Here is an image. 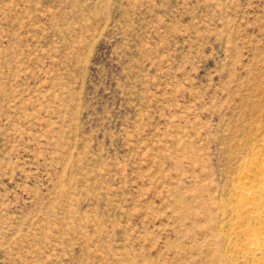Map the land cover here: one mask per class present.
<instances>
[{"label":"rangeland","instance_id":"obj_1","mask_svg":"<svg viewBox=\"0 0 264 264\" xmlns=\"http://www.w3.org/2000/svg\"><path fill=\"white\" fill-rule=\"evenodd\" d=\"M245 164L264 0H0V264H252Z\"/></svg>","mask_w":264,"mask_h":264},{"label":"bare ground","instance_id":"obj_2","mask_svg":"<svg viewBox=\"0 0 264 264\" xmlns=\"http://www.w3.org/2000/svg\"><path fill=\"white\" fill-rule=\"evenodd\" d=\"M255 173L259 175V184L255 188H251L247 179ZM240 178L242 180L234 186L238 204L232 209L235 218L231 220L229 226L232 233L242 242L232 247L231 254L237 257H247L252 261V264H264V261L261 263L256 261L261 257L264 258L262 228L251 232L244 227L249 219L259 220V214L263 212L261 203L255 202V198L264 193V164H245L240 172ZM242 214H244L243 217L240 216Z\"/></svg>","mask_w":264,"mask_h":264}]
</instances>
